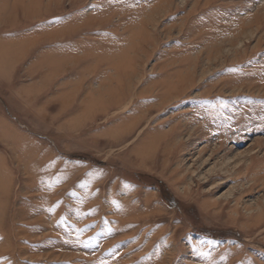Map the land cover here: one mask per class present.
Instances as JSON below:
<instances>
[{
  "label": "rangeland",
  "instance_id": "obj_1",
  "mask_svg": "<svg viewBox=\"0 0 264 264\" xmlns=\"http://www.w3.org/2000/svg\"><path fill=\"white\" fill-rule=\"evenodd\" d=\"M0 264H264V0H0Z\"/></svg>",
  "mask_w": 264,
  "mask_h": 264
},
{
  "label": "bare ground",
  "instance_id": "obj_2",
  "mask_svg": "<svg viewBox=\"0 0 264 264\" xmlns=\"http://www.w3.org/2000/svg\"><path fill=\"white\" fill-rule=\"evenodd\" d=\"M2 26H3V24H2Z\"/></svg>",
  "mask_w": 264,
  "mask_h": 264
}]
</instances>
